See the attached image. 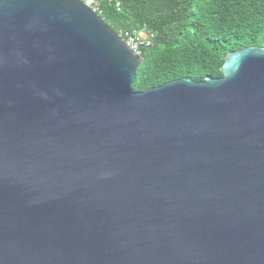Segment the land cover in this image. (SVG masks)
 <instances>
[{"label": "water", "instance_id": "95a60500", "mask_svg": "<svg viewBox=\"0 0 264 264\" xmlns=\"http://www.w3.org/2000/svg\"><path fill=\"white\" fill-rule=\"evenodd\" d=\"M80 0H0V264H264V49L131 89Z\"/></svg>", "mask_w": 264, "mask_h": 264}, {"label": "trees", "instance_id": "16d2710c", "mask_svg": "<svg viewBox=\"0 0 264 264\" xmlns=\"http://www.w3.org/2000/svg\"><path fill=\"white\" fill-rule=\"evenodd\" d=\"M97 15L115 33L144 32L143 61L131 89L142 92L189 78L221 77L225 55L264 49V0H98Z\"/></svg>", "mask_w": 264, "mask_h": 264}, {"label": "built area", "instance_id": "2783aa9c", "mask_svg": "<svg viewBox=\"0 0 264 264\" xmlns=\"http://www.w3.org/2000/svg\"><path fill=\"white\" fill-rule=\"evenodd\" d=\"M88 8L96 13L98 10V0H80ZM125 45L130 48L135 54H140V50L143 46H149L151 43L150 35L144 32H125L121 34Z\"/></svg>", "mask_w": 264, "mask_h": 264}]
</instances>
